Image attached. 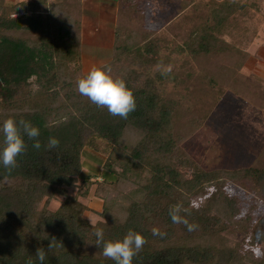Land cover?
I'll return each mask as SVG.
<instances>
[{"label":"trees","instance_id":"obj_1","mask_svg":"<svg viewBox=\"0 0 264 264\" xmlns=\"http://www.w3.org/2000/svg\"><path fill=\"white\" fill-rule=\"evenodd\" d=\"M57 1L0 0V126L9 118L31 122L40 129L42 145L35 149L25 135L17 166L9 172L0 164V264H40V248L43 264H116L95 245V228L83 217L87 207L67 194L78 183L82 152L94 137L112 146L106 176L94 190L102 201L95 227L104 230L105 241L122 240L129 230L141 233L146 243L133 264H264V205L254 225L250 216L239 222V203L223 190L226 177L246 179L264 199V147L251 156L208 149V163L218 158L229 170L193 165L190 178L182 174L190 161L180 148L187 134L206 126L227 91L251 104L259 100L260 82L252 83L239 68L264 17L245 14L236 3L214 2L213 9L207 4L203 10L202 0H184L174 13L162 6L163 26L151 23L147 29L138 0H117L111 58L103 67L125 81L137 105L121 119L77 91V81L89 73L80 71L84 47L76 32L82 0ZM173 53L182 56L181 63L175 64ZM168 67L173 70L164 74ZM50 137L60 142L51 150ZM92 177L83 181V196ZM205 183L217 188V198L192 206L190 198ZM58 196L64 200L56 211L39 207ZM212 205L214 213L208 214ZM174 206L195 230L173 223ZM153 228L161 235H153Z\"/></svg>","mask_w":264,"mask_h":264},{"label":"rangeland","instance_id":"obj_2","mask_svg":"<svg viewBox=\"0 0 264 264\" xmlns=\"http://www.w3.org/2000/svg\"><path fill=\"white\" fill-rule=\"evenodd\" d=\"M7 1L12 4H18L20 2H36L37 0ZM182 1L184 0H138V8L140 9L138 12H142V18H140V20H142L141 24L144 23V27L148 29L149 26L152 25L151 23H153L154 28L160 29L165 21L160 11L161 7H169L171 8L170 12L174 13L175 8L180 6ZM202 1L203 4L201 7L203 10L206 8L207 4L210 9H213L214 2L217 4L221 2H230L233 4L236 3L237 5L239 4V6H241V8H239L240 11L245 12V14L250 12L251 15L264 17V0ZM56 2L58 1L47 0V4ZM81 6L82 15L76 32L78 36L80 35L79 39L84 47V53L82 55V62L84 64L80 71L82 74H87L95 67H103L111 58L110 51L113 42V30L117 18V0H82ZM39 10L45 14V9L43 7ZM17 14L18 13H15L14 16H17ZM140 28L143 27L140 26ZM145 28L144 30H146ZM138 29L139 27L137 30ZM180 30L183 31V29H179L178 27L175 29L179 34ZM225 39L230 40L229 37H225ZM236 47L240 48V45ZM88 48L90 50H88ZM245 51L247 56L239 68V72L245 77H249L252 83L256 82L259 84L260 82L263 91L258 97L261 101L258 100L255 104H251L244 101L243 97L232 91H227L225 95L221 97V100H219L220 102H218L217 106L211 112L210 119L206 122V126L198 128L195 133L190 132L184 137L183 141L180 142V148L190 161L185 168L181 169L185 178H190L193 165H198L203 169L209 167L212 171L224 172L229 170L230 165L222 166L221 163L223 162L218 158L209 164L207 160L209 159L208 149H221V152L224 151L226 155L233 151L236 155L242 156V154H246V156H251L264 147V105H262V96L264 94V25L260 36L254 40L253 43L249 44ZM146 58L150 60L152 56L148 55ZM155 58L156 57L153 59ZM156 59H158V57ZM173 59L174 61L177 60L175 64H179L182 62L183 58L173 53ZM170 68L173 70L172 67ZM230 78L233 80L235 76H230ZM168 88H171V84H168ZM185 133L187 132L185 131ZM111 150L112 146L103 139L98 137L91 138L82 152V171L78 176V183L67 191L69 196L77 195L78 200L87 207L83 217L88 220L90 224V219L95 221V224L101 220L97 212L101 211L102 201L94 196V190L96 184L102 182L101 180L106 176L105 173L107 172L104 169V163ZM226 155H224V159ZM232 168H234V166H232ZM89 174L93 175L90 181L93 185L90 187L88 195L83 196L82 193L85 189L83 181ZM108 179L112 181L114 177L109 175ZM216 190L217 188L205 183L204 188H201L199 194L190 198L191 205L196 207L205 206L206 200L210 197L213 198V200L217 198V193H215ZM223 190L229 196H234L238 201L240 206L239 222H244L245 216H250V223L254 225L258 219L261 218L264 199L256 193L257 191L253 190L248 180L237 179L235 181L226 177ZM63 200L64 197L61 196L50 200L44 199L39 207L43 208L47 206V210L54 212L58 209ZM45 202H47L46 205ZM214 206L212 205L208 214L214 213ZM218 216L220 217V222H225L226 224L230 223L229 221H224L225 219L221 217V215ZM231 224H233V222ZM253 234L254 233L251 232L249 237L253 238Z\"/></svg>","mask_w":264,"mask_h":264},{"label":"clouds","instance_id":"obj_3","mask_svg":"<svg viewBox=\"0 0 264 264\" xmlns=\"http://www.w3.org/2000/svg\"><path fill=\"white\" fill-rule=\"evenodd\" d=\"M171 71L168 67L164 69V74ZM77 91L87 97L97 107L106 108L110 115L118 116L121 119H127L128 116L136 109V98L134 93L129 90L122 79L114 78L110 70L106 67H95L89 71L86 77L77 81ZM0 133L4 137V147L0 151V164L9 172L17 166V157L26 151L24 136L34 140L33 147L41 148V142L38 139L40 129L31 124V122L21 120L17 122L13 118L5 120L0 126ZM59 140L50 137L47 148L49 150L59 146ZM179 206L170 208L169 215L173 223H183L189 231H193L196 225L189 224L188 221L179 215ZM91 221L95 228L96 242L95 245H102V255L116 264H133V259L142 250L146 243L145 237L134 230H129L122 240L105 241L104 230L95 227V221ZM153 235H161L158 228L152 229ZM54 239L49 244V250L55 247ZM40 264H43L46 253L40 248L36 253ZM28 264H32L29 260Z\"/></svg>","mask_w":264,"mask_h":264},{"label":"crops","instance_id":"obj_4","mask_svg":"<svg viewBox=\"0 0 264 264\" xmlns=\"http://www.w3.org/2000/svg\"><path fill=\"white\" fill-rule=\"evenodd\" d=\"M264 25V24H263ZM262 31H263V27H262Z\"/></svg>","mask_w":264,"mask_h":264}]
</instances>
